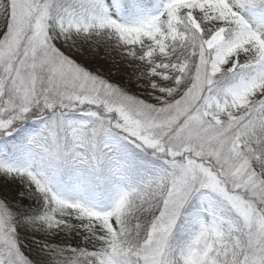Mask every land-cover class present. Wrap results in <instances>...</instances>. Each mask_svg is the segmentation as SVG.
Returning <instances> with one entry per match:
<instances>
[{"label": "snow or ice", "instance_id": "1", "mask_svg": "<svg viewBox=\"0 0 264 264\" xmlns=\"http://www.w3.org/2000/svg\"><path fill=\"white\" fill-rule=\"evenodd\" d=\"M0 264H264V0H0Z\"/></svg>", "mask_w": 264, "mask_h": 264}]
</instances>
